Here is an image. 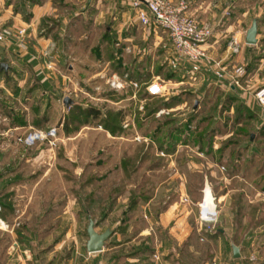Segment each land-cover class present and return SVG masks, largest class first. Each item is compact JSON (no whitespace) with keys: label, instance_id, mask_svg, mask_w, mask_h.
Returning <instances> with one entry per match:
<instances>
[{"label":"rangeland","instance_id":"374dc122","mask_svg":"<svg viewBox=\"0 0 264 264\" xmlns=\"http://www.w3.org/2000/svg\"><path fill=\"white\" fill-rule=\"evenodd\" d=\"M68 6L63 2L58 10L65 12ZM244 10L247 14L238 21ZM255 18L264 33V0H239L222 21L235 23L234 30L222 38L214 53L227 56L229 67L244 64V85L248 89L251 85L253 91L264 85V38L261 46L246 42ZM91 19L88 16L68 24L75 33L64 39L71 56L63 71L71 79L62 84L65 88L60 85L58 89L70 95L74 103L99 108L100 116L121 112L124 130L113 134L102 124L96 125L98 116L95 122L67 135L58 124L65 120L62 117L67 105L64 99L49 97V125L58 128L52 145L38 141L28 147L9 136L10 145L2 148L7 136L0 135L1 197L7 199V193L13 190L11 198L19 209L18 219L37 235L48 236L49 240L43 242L66 237L65 253L76 252V262L88 264L82 254L88 258L93 253L86 248L91 214L98 231L113 229L105 244L112 250L102 260L138 247L145 248L144 264H264V123L248 113L236 122L241 104L230 98L231 88L215 82L210 72L206 76L210 75L213 83L206 88L203 73L173 69L167 32L156 26L154 34L145 37L143 31L150 27L142 22L128 31L131 50H126L123 64L124 72H130V77L133 72L140 79L138 96L132 97L133 86L112 88L108 77L121 72L114 64L104 62L105 53L98 59L95 51L106 22L98 24ZM237 30L242 31L238 35L241 49L225 54ZM155 33L161 37L158 43ZM117 41H113L115 48L122 44ZM178 75L185 81L177 82ZM74 80L81 82L74 85ZM154 81L163 87L158 95L147 92V85ZM244 91L237 89L234 93L243 95ZM175 96L183 101L166 105ZM158 105L159 109L154 108ZM162 108L170 111L160 112ZM176 127L183 128L182 135L176 134ZM161 141L165 145L176 143V149L168 152ZM200 142L206 145L204 149ZM208 145L213 148L210 153L206 152ZM38 150L42 154L27 160ZM207 186L216 203L217 215L212 220L201 217L200 202ZM58 223L62 226L56 227ZM205 226L211 231L223 228V233L212 237ZM129 238L133 239L124 241ZM12 240L11 233L0 229V264L14 262L9 258L16 250ZM233 242L240 246L239 257L234 256ZM41 246L34 251H41ZM118 258L116 264H127L126 255Z\"/></svg>","mask_w":264,"mask_h":264},{"label":"crops","instance_id":"0c3cea01","mask_svg":"<svg viewBox=\"0 0 264 264\" xmlns=\"http://www.w3.org/2000/svg\"><path fill=\"white\" fill-rule=\"evenodd\" d=\"M84 1L86 2L84 3ZM216 1L192 0L189 8V12L199 20L215 21V34L209 44L214 53L217 46H220L219 42L224 40L222 38L228 36V33L233 31L235 26V23H231V21L223 24L218 23L224 20L226 1ZM238 1L235 0L233 9L237 6ZM63 2L69 5V9L65 12L58 10ZM83 3L86 4V8H83ZM261 12L262 10L259 15ZM246 14L247 11L244 10L241 17H237L238 21L242 20V16ZM88 16L98 24L106 22L103 38L95 46L98 59L99 51L104 54V47L107 44L114 46L113 41L118 40L117 42H122V44L118 48L114 47V50L121 51L117 54V57L122 58L123 64L126 63V50H131V47L127 44V41L131 39L129 37L131 33L129 34L128 31L130 28L134 31V26L142 24L130 0H73V3H70L69 0H0V30L4 33V37L0 38V113L7 117V120L1 125L2 128L17 127L14 132H23L30 128H46L52 125H49V120L52 118L48 110L49 97L63 100L68 94L62 93L58 88H61V86L62 89L65 88L62 84H66V81L71 79L63 71L66 60L71 56L66 49L64 39L75 33V29L73 27L68 28V24H74V21L79 20L84 21V18ZM20 28H25V34L22 38L17 34ZM152 29H156V27H150L148 30L143 31V36L146 37L148 34L152 36L154 34ZM235 34L240 35L242 31L237 30ZM257 36L258 42L254 44L261 46V40L264 38L261 29H258ZM160 38V35L155 33V43H158ZM250 45L248 49L251 50L253 45ZM134 50L136 49L134 48ZM226 52L227 48L224 50L225 54ZM249 56L252 57L251 51ZM2 62L7 64L6 68L1 66ZM104 62L108 65L112 63L107 58H104ZM206 72H210L214 79L210 75L207 77ZM202 73L204 74L202 78L205 79L203 84H207L206 88L213 83L212 79L215 82L219 81L222 87H227L226 83L218 79L211 69L205 67ZM79 81L81 82V80ZM79 81L74 80V85L80 83ZM183 81L185 79H177V82ZM245 86L246 89L243 95L234 93L239 89L236 87H231V93L254 109L257 112L256 118L259 117L264 123V105L258 103L253 97L252 86L250 85L249 89L247 85ZM43 100H46V102ZM69 107L67 106L68 110ZM65 116L64 113L62 118ZM64 121L58 123L63 126V131ZM9 141H11L10 137L4 139L1 143L2 148L8 147L10 145ZM4 143L7 145H4ZM41 152L38 150V152L30 155L27 160L36 158L33 156H37L38 153L42 154ZM13 192V190H10L7 193L8 196L3 195L7 196V199L0 195V199L10 205L5 209L2 217L9 223V229L6 231L13 236L11 246L16 247L14 253H10L9 258L14 260L11 264H87L83 263V260L76 262V252L65 253L66 237H56L46 243L43 241L49 240L48 236L41 237L28 228L25 223H22L18 219L19 216H17L19 209L15 205V200L11 198ZM60 226L62 224L58 223L56 227ZM116 238L121 240L119 236ZM132 239L129 238L124 241H131ZM44 244L46 245L43 247ZM37 245H42L41 251H34ZM63 246L64 248H62ZM144 249L134 247L130 251H123L121 256H114L111 260H102L104 254L108 250H112V247L107 246H104L101 251L91 253L88 258L86 254H80L86 258L88 264H98V262H101L100 264H116L120 262L118 257L123 255L127 257V264H144L142 263L146 255ZM135 252L139 253L135 254ZM67 260L69 262L65 263ZM140 261L141 263H139Z\"/></svg>","mask_w":264,"mask_h":264},{"label":"built area","instance_id":"2783aa9c","mask_svg":"<svg viewBox=\"0 0 264 264\" xmlns=\"http://www.w3.org/2000/svg\"><path fill=\"white\" fill-rule=\"evenodd\" d=\"M131 5L136 10L137 17L144 26L162 27L168 34L170 40L169 64L173 69L186 68L185 71L193 73H202L205 67L211 68L216 77L223 80L227 87H236L246 89L243 78L247 73V67L244 64H233L229 67L225 62L227 56H217L210 48V41L215 34V24L209 20H199L189 12L192 0H130ZM227 1V0H217ZM224 8L225 14L230 15L232 7L235 6V0H228ZM219 24L223 23L218 22ZM19 37L25 34V28L17 31ZM4 33L0 30V38ZM241 49V38L234 34L229 41L227 50L238 52ZM130 72L112 73L108 81L112 88L124 90L128 86H133L135 91L132 97L138 96L139 81L130 77ZM151 94H160L163 91L162 84L154 81L147 85ZM256 101L264 105V85L257 87L252 91ZM169 112L170 109L162 108L160 112ZM7 120L5 115L0 113V135L12 137L16 143H23L25 146H31L38 141H46L50 145L55 142L57 126L51 125L46 128H30L23 132H14L17 127L4 129L2 123ZM264 195V191H263ZM215 199V197H214ZM205 200V198H204ZM200 202L201 217L206 220H212L217 215L216 203L209 208L205 207V201ZM2 204L0 203V229L8 230L9 223L2 217ZM215 211V213H213ZM155 255L159 258V252Z\"/></svg>","mask_w":264,"mask_h":264},{"label":"trees","instance_id":"16d2710c","mask_svg":"<svg viewBox=\"0 0 264 264\" xmlns=\"http://www.w3.org/2000/svg\"><path fill=\"white\" fill-rule=\"evenodd\" d=\"M105 54L104 57L107 59H110L112 61L111 64L115 65V69H117L119 72L123 73L126 69L123 66V60L122 58H118L116 51L114 50V46L113 45H106L105 50H104ZM101 51H99V54L101 55ZM182 69L184 67H181ZM180 69V70H182ZM179 79H181V75H178ZM131 77L140 80L138 76H135V74L132 72L131 73ZM147 92L149 93L148 89ZM150 95H158V94H151ZM231 99H236V101H239L241 105H239L237 107V118H236V122H240V120L242 119L244 113H248L249 116L256 118L257 117V112L252 109L251 107H249L247 104H245L244 102H242L236 95H232L230 96ZM167 100V99H166ZM172 101L174 102H181L183 101V98L181 96H175L173 98H171V100L169 99V101L167 100L166 105H170L172 103ZM159 105L154 107L156 109H159ZM170 107V106H169ZM100 109L97 107H94L93 105H87L84 106L79 102L76 103H72L71 106L69 107V110L66 113L65 116V121H64V131L67 135H70L72 133H75L77 131L80 130V128L83 125H87L88 123L91 122H95L96 118H98V116H100ZM110 113V112H109ZM106 113L105 116H103V114H101L100 118H98V120L96 121V125L98 124H102L106 129L110 130L113 134H120L123 130L124 127L121 123V119H120V114L121 112H117L114 113V115ZM188 125H186L187 127ZM183 128L182 130L176 127V134L177 132L182 135ZM264 131V130H263ZM251 139L252 138V134H251ZM184 141H187L185 138L183 139ZM254 140V139H253ZM201 143V142H200ZM206 145H204V143H201V148H205ZM161 147H164L165 150H167L168 152L174 151L176 149V143L174 144V142H171L170 144H163V141H161ZM248 149V148H245ZM207 153H210L213 151V148L211 145H208L207 149H206ZM244 150V148H243ZM222 151V150H221ZM222 153V152H221ZM230 173L232 171H229ZM6 198V197H4ZM0 203L2 204V211H1V215L4 214L5 209L8 208V206L10 207V205L5 202L4 200L0 199ZM89 211V210H88ZM91 217V214H89ZM94 218V217H93ZM88 227V226H87ZM212 237H217L219 234L222 233V229L220 227H218L215 231H211L208 229V227L205 226L204 228Z\"/></svg>","mask_w":264,"mask_h":264},{"label":"water","instance_id":"95a60500","mask_svg":"<svg viewBox=\"0 0 264 264\" xmlns=\"http://www.w3.org/2000/svg\"><path fill=\"white\" fill-rule=\"evenodd\" d=\"M257 34H258V20L257 18H255L253 20L252 25L247 30L246 42L249 44L257 43L258 42ZM1 66L6 68L7 64L5 62H2ZM64 103L67 106H70L72 103H74V99L70 95H66L64 97ZM95 225H96L95 219L93 217H90L87 227V233L89 235V238L86 242V248L90 252H97L103 250L107 239L113 233V229L111 228H106L103 231H98ZM232 247H233L234 256L239 257L241 255L240 246L233 242Z\"/></svg>","mask_w":264,"mask_h":264},{"label":"bare ground","instance_id":"6f19581e","mask_svg":"<svg viewBox=\"0 0 264 264\" xmlns=\"http://www.w3.org/2000/svg\"><path fill=\"white\" fill-rule=\"evenodd\" d=\"M205 203H206L207 208L214 205L213 193L209 186H207L205 189Z\"/></svg>","mask_w":264,"mask_h":264}]
</instances>
